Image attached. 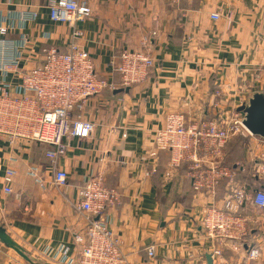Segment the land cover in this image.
Returning a JSON list of instances; mask_svg holds the SVG:
<instances>
[{"label": "crops", "instance_id": "1", "mask_svg": "<svg viewBox=\"0 0 264 264\" xmlns=\"http://www.w3.org/2000/svg\"><path fill=\"white\" fill-rule=\"evenodd\" d=\"M49 2L0 0L17 26L12 37L27 34L35 46L23 65L43 64V47L67 51L75 41L116 88H106L83 109H75V116L95 127L88 138L67 139L68 151L58 160L69 174L62 189L49 186L54 171L45 146H12L0 139V223L12 238L43 263H50L54 254L60 258L65 246L75 255L74 236L85 233L88 224L75 207L79 190L90 175L103 171L106 184L122 193L121 204L108 217L123 242L127 264H264L263 209L248 201V236L241 245L228 242L217 255L214 250L220 246L201 225L210 198L193 190L186 165L168 169V151L150 156L154 133L170 113L211 118L218 102L223 109L237 110L253 91L264 92V0H90L94 13L78 22L83 33L78 38L70 25L51 19ZM30 12L36 18L23 21ZM214 12L221 14L218 21L211 19ZM145 36L154 69L146 81L122 87L115 69L120 52L141 49ZM217 90L223 97L215 96ZM263 150L264 140L257 136H240L227 145V163L245 162L252 193L264 189L257 163ZM8 166L17 170L9 195L4 193ZM31 166L39 167L48 184L45 190L27 175ZM226 190L225 184L219 187L220 199ZM149 246L155 247L152 258ZM254 249L258 255L252 257ZM0 264L30 263L0 242Z\"/></svg>", "mask_w": 264, "mask_h": 264}, {"label": "built area", "instance_id": "2", "mask_svg": "<svg viewBox=\"0 0 264 264\" xmlns=\"http://www.w3.org/2000/svg\"><path fill=\"white\" fill-rule=\"evenodd\" d=\"M49 8L51 19L70 25L76 38L83 34L77 27L78 22L94 13L90 0H50ZM36 16L35 12L26 13L23 21L34 20ZM226 16L232 22L233 11ZM220 18L219 12L211 14L213 21ZM11 22L15 23L8 6L0 3V139H6L12 146L17 143L45 146L46 157L54 171L49 186L62 189L68 185L69 174L59 167L58 160L68 151L67 139L88 138L95 127L92 121L75 116V109H83L91 97L116 86L106 75L98 74L89 52L75 41L67 51L55 45L43 47L40 51L44 56L43 64L23 65L28 60L27 55L35 53L36 49L27 34L12 37L17 26ZM154 66L150 39L145 36L141 49H122L115 69L120 74L121 86L130 87L146 81ZM215 96L223 97L222 91L217 90ZM215 107L211 118L189 119L185 112L170 113L165 126L154 133L150 156L154 158L159 152L168 151V169L172 171L186 165L193 190L210 198L201 225L206 236L220 246L214 250L220 255L221 247L228 242L241 245L245 241L249 233L246 204L250 201L264 210V189L250 191L249 179H245V162L237 161L234 166L226 162L230 141L255 135L243 124L238 109H223L219 102ZM257 163L261 169L258 173L264 174V150L258 155ZM16 171L11 166L6 167L5 194L13 193ZM27 175L40 189L47 188L39 167H29ZM223 184L227 190L220 199L219 187ZM121 202V191L106 184L103 171L90 175L81 186L75 205L76 210L88 218L85 233L74 236L77 253L71 255L69 247L65 246L60 258L56 254L49 256V264H127L123 242L113 233L108 217L110 210ZM147 252L149 257H154L155 247H147ZM257 255L258 250L251 251L252 257Z\"/></svg>", "mask_w": 264, "mask_h": 264}, {"label": "water", "instance_id": "3", "mask_svg": "<svg viewBox=\"0 0 264 264\" xmlns=\"http://www.w3.org/2000/svg\"><path fill=\"white\" fill-rule=\"evenodd\" d=\"M242 122L255 136L264 139V92L253 91L238 108ZM0 242L12 249L30 264H46L36 261L29 253L8 233L6 227L0 223ZM211 259V257L209 256Z\"/></svg>", "mask_w": 264, "mask_h": 264}, {"label": "rangeland", "instance_id": "4", "mask_svg": "<svg viewBox=\"0 0 264 264\" xmlns=\"http://www.w3.org/2000/svg\"><path fill=\"white\" fill-rule=\"evenodd\" d=\"M36 261H38V262H41V263H43L42 261H40V260H38V259H35ZM45 263V262H44ZM46 264H49V263H46Z\"/></svg>", "mask_w": 264, "mask_h": 264}, {"label": "trees", "instance_id": "5", "mask_svg": "<svg viewBox=\"0 0 264 264\" xmlns=\"http://www.w3.org/2000/svg\"><path fill=\"white\" fill-rule=\"evenodd\" d=\"M226 162H227V157H226ZM227 164H229V163H227ZM229 165H232V166H234V165H235V163H234V164H229Z\"/></svg>", "mask_w": 264, "mask_h": 264}]
</instances>
